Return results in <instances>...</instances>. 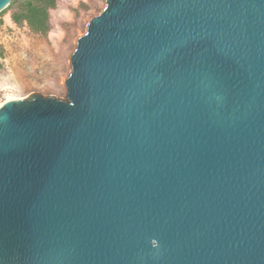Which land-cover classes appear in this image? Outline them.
<instances>
[{"label": "water", "instance_id": "95a60500", "mask_svg": "<svg viewBox=\"0 0 264 264\" xmlns=\"http://www.w3.org/2000/svg\"><path fill=\"white\" fill-rule=\"evenodd\" d=\"M65 86L0 107V264H264V0H106Z\"/></svg>", "mask_w": 264, "mask_h": 264}, {"label": "rangeland", "instance_id": "374dc122", "mask_svg": "<svg viewBox=\"0 0 264 264\" xmlns=\"http://www.w3.org/2000/svg\"><path fill=\"white\" fill-rule=\"evenodd\" d=\"M27 1L18 0L0 14V104L8 97L66 95L71 53L86 23L106 4V0H57L49 10V31L40 34L12 19Z\"/></svg>", "mask_w": 264, "mask_h": 264}, {"label": "trees", "instance_id": "16d2710c", "mask_svg": "<svg viewBox=\"0 0 264 264\" xmlns=\"http://www.w3.org/2000/svg\"><path fill=\"white\" fill-rule=\"evenodd\" d=\"M17 1L13 0L10 6ZM56 1L29 0L22 6L20 13L13 14L12 19L18 25L26 23L33 31L40 34H47L49 31V10L56 6ZM2 56L3 52L0 48V57Z\"/></svg>", "mask_w": 264, "mask_h": 264}, {"label": "bare ground", "instance_id": "6f19581e", "mask_svg": "<svg viewBox=\"0 0 264 264\" xmlns=\"http://www.w3.org/2000/svg\"><path fill=\"white\" fill-rule=\"evenodd\" d=\"M12 99H13V98L8 97L7 100H6V102L9 101V100H12ZM4 103H5V102H4ZM4 103L0 104V107H1Z\"/></svg>", "mask_w": 264, "mask_h": 264}]
</instances>
